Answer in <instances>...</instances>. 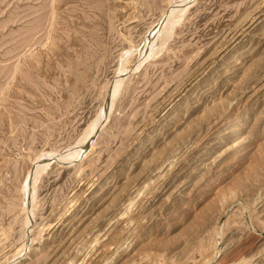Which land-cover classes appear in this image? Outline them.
Segmentation results:
<instances>
[{
  "label": "rangeland",
  "instance_id": "obj_1",
  "mask_svg": "<svg viewBox=\"0 0 264 264\" xmlns=\"http://www.w3.org/2000/svg\"><path fill=\"white\" fill-rule=\"evenodd\" d=\"M263 85L264 0H0V264H264Z\"/></svg>",
  "mask_w": 264,
  "mask_h": 264
},
{
  "label": "bare ground",
  "instance_id": "obj_2",
  "mask_svg": "<svg viewBox=\"0 0 264 264\" xmlns=\"http://www.w3.org/2000/svg\"><path fill=\"white\" fill-rule=\"evenodd\" d=\"M167 17V16H166ZM169 17V16H168ZM172 20V19H171ZM165 31V30H164ZM161 32V31H160ZM161 33H163V32H161ZM166 33V32H165ZM150 35V34H149ZM162 40H163V38H162ZM246 73V72H245ZM249 73V72H248ZM243 77V76H242ZM241 78V77H240ZM245 78V77H244ZM255 80V79H254ZM259 81V80H258ZM261 82V81H260ZM237 84H239V82L237 83ZM264 86V85H263ZM116 87V91L114 92V93H112V94H114L113 96H112V98H110L111 100H112V103H113V101L115 100V98H116V96H117V90L119 89V85H117V86H115ZM261 89H262V87H261ZM254 94V93H253ZM110 100V101H111ZM110 103V102H109ZM111 103V104H112ZM220 103V102H219ZM217 104H218V102H217ZM221 104H223V103H221ZM221 104H219V105H221ZM225 105V104H224ZM218 106V105H217ZM214 107V106H213ZM213 109V108H212ZM208 110V109H207ZM213 111V110H212ZM222 119H223V117H221ZM219 119V118H218ZM213 120V119H212ZM224 122V121H223ZM221 124H222V122H221ZM220 125V124H219ZM228 125H229V123H228ZM211 126H213V125H211ZM240 129V128H239ZM238 129V127H232L231 129H230V131L229 130H227V132H224L223 133V135H222V137L220 138V141H222L223 139H226V138H228V136H230V135H232V134H237V133H239V130ZM240 138H238V141H240L239 140ZM242 139V138H241ZM243 139L245 140V138L243 137ZM237 141V142H238ZM241 141H243V140H241ZM244 142V141H243ZM218 144V143H217ZM241 145H242V142H239L238 144L236 143V145H234L233 144V146H231V147H228V148H225V150L227 149V151H231L232 149L234 150V148H239V147H241ZM236 146V147H235ZM243 146V145H242ZM247 149V148H246ZM226 151V152H227ZM225 152V151H224ZM233 152V151H232ZM247 155H249V154H247ZM245 157V156H244ZM241 158V157H240ZM36 160V159H35ZM211 161V160H210ZM49 163V162H48ZM214 164V163H213ZM38 170H36L37 171V174H36V176L37 177H39V174H41L42 173V171L44 170V169H42V168H37ZM47 169V168H46ZM35 173V172H34ZM208 174V173H207ZM35 175V174H34ZM207 189H205V188H203V190L201 191V192H205ZM216 193V192H215ZM208 194H210V193H208ZM206 195V194H205ZM33 196V195H32ZM209 196V195H208ZM53 246V245H52ZM57 249V248H56ZM37 251V250H36Z\"/></svg>",
  "mask_w": 264,
  "mask_h": 264
}]
</instances>
